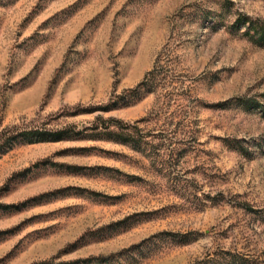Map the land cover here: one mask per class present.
<instances>
[{"label":"rangeland","instance_id":"rangeland-1","mask_svg":"<svg viewBox=\"0 0 264 264\" xmlns=\"http://www.w3.org/2000/svg\"><path fill=\"white\" fill-rule=\"evenodd\" d=\"M258 21L264 0H0V264H264ZM34 128L62 137L8 148Z\"/></svg>","mask_w":264,"mask_h":264},{"label":"trees","instance_id":"trees-1","mask_svg":"<svg viewBox=\"0 0 264 264\" xmlns=\"http://www.w3.org/2000/svg\"><path fill=\"white\" fill-rule=\"evenodd\" d=\"M249 31L253 28L254 33L252 34L253 37L256 36L258 40H264V21L263 22H257L249 25ZM172 51L171 50H161L156 55L154 64L152 67L146 71V73L143 75L142 79L137 83V85L133 88L135 89L139 94L143 90L144 92L148 91H154L156 86L158 85L159 79H161V76L166 74L169 70L172 68ZM168 66L167 68H165ZM47 134H51L53 136H47ZM51 137V138H49ZM62 137V130H40L37 128L34 129H24L20 132H16L12 135V140H10L8 144V148L12 147L16 141H32L36 139H58ZM6 151V149L0 150V154Z\"/></svg>","mask_w":264,"mask_h":264}]
</instances>
